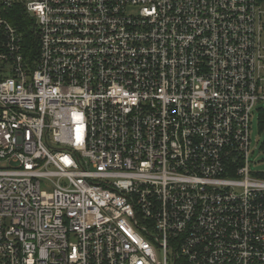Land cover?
<instances>
[{"label": "built area", "instance_id": "built-area-1", "mask_svg": "<svg viewBox=\"0 0 264 264\" xmlns=\"http://www.w3.org/2000/svg\"><path fill=\"white\" fill-rule=\"evenodd\" d=\"M263 102L264 0H0V264H264Z\"/></svg>", "mask_w": 264, "mask_h": 264}, {"label": "rangeland", "instance_id": "rangeland-1", "mask_svg": "<svg viewBox=\"0 0 264 264\" xmlns=\"http://www.w3.org/2000/svg\"><path fill=\"white\" fill-rule=\"evenodd\" d=\"M261 110H264V102L252 114L249 160L252 175L264 180V125L260 122Z\"/></svg>", "mask_w": 264, "mask_h": 264}, {"label": "trees", "instance_id": "trees-1", "mask_svg": "<svg viewBox=\"0 0 264 264\" xmlns=\"http://www.w3.org/2000/svg\"><path fill=\"white\" fill-rule=\"evenodd\" d=\"M10 15L11 21L19 27L23 34L26 52L33 55L37 54L39 48V36L33 21L28 17L21 5L17 6ZM260 116L261 125H264V110H261Z\"/></svg>", "mask_w": 264, "mask_h": 264}]
</instances>
